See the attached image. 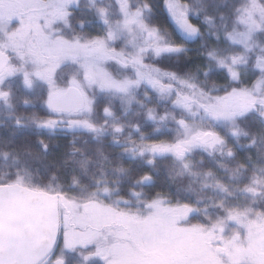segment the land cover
<instances>
[{
    "label": "trees",
    "instance_id": "1",
    "mask_svg": "<svg viewBox=\"0 0 264 264\" xmlns=\"http://www.w3.org/2000/svg\"><path fill=\"white\" fill-rule=\"evenodd\" d=\"M147 1L152 7L149 25L153 29L158 27L161 32L172 33L174 29L165 0ZM179 1L188 8V21L198 35L192 45L177 38L182 47L176 54L177 59L160 62L163 66L169 64L163 68L165 71L177 75L172 81L165 79L164 84L170 87L159 88V94L142 87L135 94L137 103L119 102L111 95L102 94L84 117L99 127V140L95 142L91 133H83L78 146L71 145L69 140L51 139L45 148L44 142L27 132L41 128L40 119L33 117L31 120L25 111L18 110V104L11 105L8 112L0 110V185L19 183L20 179L27 178L23 185L60 194L65 200L101 202L114 207L120 203L121 210L139 209L155 199L185 207L198 206L197 214L187 224H209L208 220L216 217L209 213L213 210L218 213L233 208H252L264 214L261 199L246 201L248 198L245 199L244 194L254 174L264 175V103L255 102L243 114L231 113L225 121H216L212 117L201 120L193 114L196 110L194 98H230L234 93L252 87L258 77V72L250 67L243 80L234 81L225 65L219 62V58L232 52L223 36L234 30L236 11L245 0ZM210 52L214 54L210 55ZM107 108L115 113L113 117L103 115ZM154 108H158L157 114L172 110L175 120L165 122L157 117L152 120L149 113ZM93 111L94 118L90 115ZM132 112L148 115L124 116V113ZM115 118H119L120 126L125 129L119 133L121 142L127 145L123 149L111 144L116 135L109 130L112 128L110 122ZM183 122L217 133L221 144L179 156L158 157L147 152L139 155L138 151L132 150L142 133L147 147L158 142L174 144L184 140ZM135 127L137 131L133 130ZM234 128H239L240 133L234 134ZM143 177L151 178V182L142 184ZM103 188L113 190L114 196H103L100 192ZM133 193H139V196L134 197ZM193 195L209 197L217 205L214 207L210 202L204 207L201 202H194ZM122 201L129 205L121 204ZM205 208L210 211L205 212ZM67 225L74 227L70 217ZM55 254L44 264L51 263ZM65 262L80 264L74 254L67 255Z\"/></svg>",
    "mask_w": 264,
    "mask_h": 264
},
{
    "label": "rangeland",
    "instance_id": "2",
    "mask_svg": "<svg viewBox=\"0 0 264 264\" xmlns=\"http://www.w3.org/2000/svg\"><path fill=\"white\" fill-rule=\"evenodd\" d=\"M242 3L236 11L234 30L229 34L223 33L232 52L219 58V62L225 65L234 81L243 80L250 67L258 72V77L252 87L244 88L230 98H194L196 110L193 114L201 120L212 117L216 121H225L231 113L243 114L255 102L264 103V0H245ZM30 6L29 0H0V35L13 32L12 21L27 15L32 9ZM167 6L175 29L191 28L187 23L188 8L185 4L179 0H168ZM115 15L118 20L110 24L106 37L83 39L81 45L79 41H64L45 52L56 56L68 53L74 61L81 58V61L73 62V70L69 72L87 96L88 103L92 100L89 96L94 93L99 94L98 97L102 94L122 95L127 101L137 103L134 93H138L140 84L154 82L158 74V71L146 67L144 60L158 59L160 64L161 54L167 53L164 58L171 56L165 48L166 42L161 46L154 40L155 28L143 24L139 12L117 8ZM24 24L27 28L31 20L24 21ZM15 60L9 74L18 76L26 88L30 83L36 88V81L52 79L57 69L52 65L49 71L45 70L47 68L43 67L41 59L30 55ZM127 71L132 74H126ZM10 106L3 101L0 110L8 112ZM153 112L155 114L149 115L152 120L157 116L158 108ZM172 113L166 109L160 117L165 122L175 120ZM144 114L137 112V117ZM182 125L186 141L174 145L154 144L148 146L146 152L159 156L167 152L174 154L178 146L187 153L200 149L202 145L197 139L209 131L200 130L197 124L183 122ZM233 125L236 126L235 123ZM234 129V134L240 133L239 128ZM219 144L221 139L215 134L205 146L211 148ZM24 179L27 178L20 179L19 183L23 184ZM244 191V198H248L246 201L258 202L259 198L264 203V175L254 174ZM193 197L194 202H201L204 207L210 202L214 207L217 205L209 197ZM121 204L126 205L123 201ZM118 205L65 200L67 212L62 209V214L65 212L62 238L49 264H67L65 258L69 254H74L80 264H264V214L252 208H233L218 213L205 208V212L210 211L216 217L209 219V224L190 227L188 216L198 206L185 207L169 200H156L140 210L129 211L121 210ZM69 217L74 227L68 228Z\"/></svg>",
    "mask_w": 264,
    "mask_h": 264
},
{
    "label": "flooded vegetation",
    "instance_id": "3",
    "mask_svg": "<svg viewBox=\"0 0 264 264\" xmlns=\"http://www.w3.org/2000/svg\"><path fill=\"white\" fill-rule=\"evenodd\" d=\"M29 1L31 3L30 8L32 9L28 12L27 15L23 16L19 20L12 21V27L14 29L12 30L13 32H6L2 33V36L0 35V93L7 94L6 96L0 97V104H2L3 101H7L11 105L18 104L21 107H19L18 110L25 111L24 113L27 115V117H30L31 120L33 119V117H36L38 120L40 119L42 122V127L28 129L27 132H30V134L33 133L35 136H37V140L39 142H44L45 148H48L49 145L47 144V142L51 139H58L59 141L69 140V143L71 145L78 146L82 141L83 133H91L93 140L95 142H98L100 137L99 127L86 120L84 117H86L85 115L87 114L88 110H90V108L97 103L98 99L100 98L98 97L99 94L97 95L96 93H94L95 95L92 94L91 96H89V98L91 97L92 100H90V102L88 103L87 96L82 91L79 84L72 78L73 75L69 72L73 70V62L79 60L81 61V58L78 57V60L74 61V59H72V55L68 53H62L56 56L57 54L48 55L45 52H48V49L55 47L57 43L64 41L71 42V40H74L76 43L77 41H79L78 43L81 45L83 39L94 40L106 37L109 33L108 30L110 24L112 25L118 20V16L115 15L117 8H131V10L139 12L143 24H146L148 25V27L152 28V26L149 25V23L151 22V17L149 16V14L151 13L150 11L152 7L147 0ZM164 2L167 8L168 0H165ZM168 15L174 29L172 33L161 32L158 27H155L156 32L154 33V40L160 43L161 46L166 42L165 48L169 50L168 55H171L168 58H164L167 53L161 54V57L159 58L160 62L164 60L170 62L177 59L176 54L180 49H182L180 44H178L177 38L181 37L180 39L182 42L184 41V43L192 45V42L197 39L196 37L198 35L195 27L189 21H187V23L191 28H181V30L175 29L174 22L169 10ZM29 20H31V25H27L28 27L26 28L24 21ZM34 26L36 28H34ZM29 27L32 29H30ZM190 35H193V37H190ZM5 38H7V41H5ZM170 39H172V42H170ZM25 55H30L41 59L43 67L47 68L45 70L48 71L52 65H56L57 69L55 70L52 79L41 80L40 82L36 81V85H34L36 88H33L32 84L30 83L28 85V89L23 85L24 82H22V80L18 76H15V74L10 75V68L11 66L14 67L13 63L14 61H16L15 59L21 58ZM76 56L77 54L75 55V58ZM3 59L7 61V66L5 68H1V61ZM155 61L157 62V64H155ZM143 64L148 68L151 67L150 69L158 71V74L156 75V80L154 82L140 84L141 86H139V90L142 87H147L151 88L152 91H155V93L159 94V91H161L159 88L166 87L168 89L170 87V85L164 84L165 79L168 81H172L173 79L177 78L176 74L165 71L163 68L166 66L159 64L158 59L150 61L144 60ZM127 73L129 75L132 74V72L129 71H127L126 74ZM169 76L171 77L170 79ZM71 88L76 89L82 96L84 100V108L79 111H59L53 109L51 106L53 99L59 95L66 94ZM25 89H28V91H26ZM134 94L137 93L135 92ZM111 98L119 102L126 101L125 103H132L131 101H127L126 99L122 98V95H111ZM159 98H162V96H160ZM134 99L137 100V96H134ZM94 112L95 111L90 113L93 118L96 116ZM153 113L155 114V112H150L149 115H152ZM136 114L137 112H132L131 114L124 113V116L135 118L137 117ZM103 115H105L106 117H113L115 113L107 108ZM156 115L157 118L161 119L160 114L156 113ZM156 117H153V120ZM118 119L119 118H115V120H111L110 122L112 128L109 130L111 133L114 132L116 135L115 138H112L111 144L114 145V147L123 149L126 148L127 145L121 142L119 133H121L125 129L120 126L121 121ZM122 124H124V122H122ZM133 130L137 131L138 128L135 127L133 128ZM209 132L213 133L214 137L215 134H217L213 131ZM212 140H210L209 142H211ZM124 141H126V139H124ZM137 141L138 143H136L132 150L134 152L138 151L139 155L145 154L147 150L145 135L143 133L140 134ZM181 141L186 140H180L175 143ZM209 142H207L206 144H208ZM161 143L164 142H158L154 144L158 145ZM201 145L202 146L199 147L208 148L207 146H205V144ZM219 145L215 147H218ZM178 147L174 154H169L167 152L159 155L158 157L169 155L179 156L187 153L186 151H184V149L183 152H180L178 150ZM215 147H211L208 149H213ZM190 152H188V154ZM147 182H151V178L143 177L142 184H146ZM100 192L103 194V196L104 194H106L107 196H114L115 193L113 190L105 191V188H103V190ZM57 195L60 197V199H62V209L65 210L66 208L64 197L60 194ZM132 195L134 197H138L139 193H133ZM156 200L159 199H155V201ZM126 204L129 205L128 202H126ZM140 209L141 208L134 209V211ZM123 210L130 211L131 209ZM65 211L67 212V210ZM196 214V210H193L190 216H188V220ZM189 226L201 227L203 226V224H189Z\"/></svg>",
    "mask_w": 264,
    "mask_h": 264
},
{
    "label": "water",
    "instance_id": "4",
    "mask_svg": "<svg viewBox=\"0 0 264 264\" xmlns=\"http://www.w3.org/2000/svg\"><path fill=\"white\" fill-rule=\"evenodd\" d=\"M7 61H1V68ZM53 109L79 111L84 100L76 89L53 99ZM211 132L197 141L206 144ZM183 152L182 146L178 147ZM60 197L14 183L0 185V264H43L60 237Z\"/></svg>",
    "mask_w": 264,
    "mask_h": 264
},
{
    "label": "snow or ice",
    "instance_id": "5",
    "mask_svg": "<svg viewBox=\"0 0 264 264\" xmlns=\"http://www.w3.org/2000/svg\"><path fill=\"white\" fill-rule=\"evenodd\" d=\"M7 94L6 93H0V97H3V96H6ZM87 259V258H85Z\"/></svg>",
    "mask_w": 264,
    "mask_h": 264
}]
</instances>
